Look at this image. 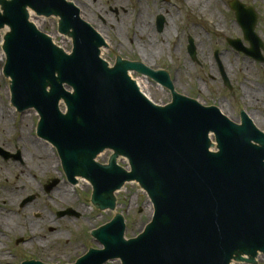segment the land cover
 Wrapping results in <instances>:
<instances>
[{
  "label": "water",
  "instance_id": "1",
  "mask_svg": "<svg viewBox=\"0 0 264 264\" xmlns=\"http://www.w3.org/2000/svg\"><path fill=\"white\" fill-rule=\"evenodd\" d=\"M231 8L251 48L230 44L262 61L256 12L238 0ZM30 11L59 18V33L73 42L71 54L29 21ZM157 23L162 32L164 17ZM6 26L4 74L13 105L39 114L38 134L58 150L67 180H88L101 211L115 209L114 195L126 182H138L155 209L135 239H124L121 215L92 231L105 249L90 250L81 264L119 257L125 264L253 263L264 253V132L252 119L242 114L238 125L219 108L179 94L164 70L121 57L109 67L100 51L106 41L68 0H0V30ZM188 47L195 60L192 39ZM132 71L168 89L172 102H151ZM105 152L110 160L101 165Z\"/></svg>",
  "mask_w": 264,
  "mask_h": 264
},
{
  "label": "rangeland",
  "instance_id": "2",
  "mask_svg": "<svg viewBox=\"0 0 264 264\" xmlns=\"http://www.w3.org/2000/svg\"><path fill=\"white\" fill-rule=\"evenodd\" d=\"M69 1L73 4L76 2L80 8L83 5L82 3L80 5L78 0ZM186 1L190 0H85L86 4L95 10L93 19L98 22L100 27L108 30V32H104L105 38L108 40V48L103 50V58L109 64L113 65L117 57L142 62L141 58L143 56L144 59L147 58L149 68L166 69L169 72L175 82V89L179 93L195 99L199 92L203 93L202 96L215 95V99H229L231 108L227 109L224 106L222 108L229 119H233L231 115L237 116L241 102L240 100L237 101V105L231 99V95L226 96L223 93L222 78L220 76L221 67L216 57H214L215 53L218 52L221 65L232 82L244 81L246 83L250 81L252 82L250 85L252 89H264V64L253 63L251 58H247L241 53L236 54L228 45V38H240L245 46H249L245 43L241 29L235 21V14L230 10L229 2L232 0H215L210 11L204 12L203 16L189 11ZM119 2L121 4H118ZM240 2L247 3L259 13L260 19L256 33L264 42V0H240ZM142 10H144L142 17L147 20L145 29L148 33H144L140 38L136 26L139 21L138 16ZM212 14L216 16L213 17ZM161 15L165 17L167 22L164 31L158 33L156 31V20ZM30 22H34L40 31L47 33L53 42L61 46L66 52L72 49L71 40L60 35L58 31L59 21L56 17L43 18L33 12ZM215 23L218 24V29L221 30L226 26V33L220 34L216 30ZM230 24H237L238 29L235 32L229 30ZM95 25L93 23L92 27H96ZM8 32L7 27L0 30V114L1 112L4 113L3 116H7L6 119L11 120L9 117L14 114L13 109L15 108L11 106L9 80L3 77V65L6 59L2 51V42ZM189 37L195 40L196 47H198L199 64L197 62L194 64L187 54ZM131 76L134 79L142 77L134 72ZM147 80L151 92H146H148L153 102L161 105L171 102L170 91L162 88L155 81ZM240 95L243 97V94L238 91L233 97L236 96L239 99ZM251 108H255L261 114H264V100L255 104L254 107H250V110ZM255 114L258 115V113H253V116ZM31 115L36 120L34 114ZM254 118H257V116H254ZM263 126L260 129L263 128L264 130ZM27 129L29 130V128ZM28 136L30 137V134ZM41 146L45 151L46 159L52 160L49 163L50 170L46 173V177L48 179L52 177L62 182L58 186V190L50 195L48 203L51 213L48 211L42 212L47 216L46 219L49 218L50 221L43 222L45 224L53 223V212L57 210L56 207L58 206L66 205V207H72L80 213L79 222L71 223V221L66 220L70 234L68 239L71 244L70 253L72 257L77 249L78 253L76 255L83 254L84 251L81 248L83 244H85L86 251L89 248L103 249L101 243H98L91 236V231L106 225L117 215L123 216L124 221H126V240L136 238L144 231L145 226L151 220L154 209L145 191L138 184L126 183L122 190L116 194L117 205L115 211L106 210V212H101L92 206L90 198L93 190L91 186L85 183L86 180L82 182L80 180L78 186L70 187L65 180L63 171L58 166L57 160H55L53 149L46 144H41ZM108 155L103 154L99 157V163L102 165L108 163ZM120 165L125 167L127 164L120 162ZM1 175L2 173H0ZM62 189L72 192L69 201L63 199V202L60 200L57 193L61 192ZM14 211L18 213V209H14ZM151 211L152 213H150ZM3 213L4 211L0 210V214ZM39 213L41 214V212L32 211V222L42 223V220H37L33 216ZM24 214L27 215V212L18 213V217L11 216L17 226L24 225L30 219L29 216H24ZM118 262L120 260L111 261L108 264L121 263ZM257 264H264V258L258 261Z\"/></svg>",
  "mask_w": 264,
  "mask_h": 264
},
{
  "label": "flooded vegetation",
  "instance_id": "3",
  "mask_svg": "<svg viewBox=\"0 0 264 264\" xmlns=\"http://www.w3.org/2000/svg\"><path fill=\"white\" fill-rule=\"evenodd\" d=\"M259 19L258 13L257 23ZM237 53L240 52L237 51ZM252 61L257 63L254 59ZM221 82L223 93L226 96L231 95V99L236 104L239 100L241 102L237 116L231 115L235 120H239L242 113H246L249 117L252 115V118L261 115L255 108L250 110V107H254L255 104L264 100L262 98L257 100L250 95V90H256L250 88L252 82L234 83L230 81L229 87L225 86L223 79ZM238 91L243 94V97L241 95L238 97L239 99L236 96L233 97ZM201 94L203 93L199 92L196 96L206 106L221 105L220 108L222 106L227 109L231 108V102L227 98L215 99V95L202 96ZM13 110L14 114L9 117L11 120L6 119L7 116L0 115V173H2L0 176V210L4 211L2 215L0 214V264H76L86 255L85 244L81 246L83 254L76 255L78 249L73 253V257L70 253L71 244L68 239L70 234L66 220L71 223L79 222L80 216L75 212L76 210L66 207V205L58 206L57 210L53 212V223L45 224L43 222L50 221L42 212L51 213L48 203L50 195L55 193L62 183L58 179L46 177V173L49 172L47 168L52 160L46 159L41 144H46L51 149L53 147L37 134L36 127L39 118L34 110H27L24 113L17 109ZM253 113H258V115L253 116ZM31 114H34L36 120L32 118ZM262 125L264 124H256L259 129ZM27 128H29L30 137L25 134ZM53 151L55 160H57L60 170L63 171L61 160L58 158L56 150L53 149ZM14 209H18V213L27 212V215L24 214V216H29L30 219L24 225L17 226L14 218L11 217L19 216ZM32 211L41 212V214L33 216L37 220H42V223L32 222ZM263 258H259L258 261Z\"/></svg>",
  "mask_w": 264,
  "mask_h": 264
},
{
  "label": "bare ground",
  "instance_id": "4",
  "mask_svg": "<svg viewBox=\"0 0 264 264\" xmlns=\"http://www.w3.org/2000/svg\"><path fill=\"white\" fill-rule=\"evenodd\" d=\"M214 1L215 0H190V1H186V5H187L188 10L191 11L192 13L194 12V13H197V15L203 16L204 12L210 11L211 6L214 5ZM78 2L80 3V5L83 4L86 7L85 8L82 5L83 7L81 6V8H80L79 5L75 2V4L79 7V9H81V16H82L83 20H85L86 22H89L91 25H93V23H94V25L96 24L95 25L96 27H94V26L93 27L95 28V30H97L104 37V39H106L104 32H108V30L105 29L104 27H100L98 25V22H96L95 19H93V16H94L93 14L95 13V10L93 8L89 7L86 4L85 0H78ZM118 4H121V3L119 2ZM163 10H164V7H163ZM143 12H144V10H142V12H140V15L138 16L139 21H138L137 26H136V28H138L137 32H138V35L140 38H141V36H143L144 33H148L147 30L145 29V27L147 26V22H146L147 20L144 17H142V15H144ZM96 16H97V14H96ZM212 16L214 17L216 15L212 14ZM214 25L216 27V30L219 31L220 34L226 33V30H227L226 26H224V29L221 30L220 28L218 29V24L215 23ZM236 29H238L237 24H230L229 25V30L235 32ZM150 40H151V38H150ZM107 42H108V40H107ZM145 53H146V51H145ZM141 60H143L146 64H148L147 58L144 59V57L142 56ZM135 81H137V84L139 85L141 92H144L146 94V96L150 98L148 92H146V91L151 90L149 88L150 86H148L149 81L147 80V78L145 76H142V77L135 79ZM249 92H250V95L254 96V98H256L257 100L261 99V98L264 99V89L263 88L252 90V91L250 90ZM7 95H8V93H7ZM0 115L3 116L4 113L1 112ZM257 118H254V117L252 118V115L250 116V119H253V121H256V122H254L255 124H258V123L264 124V114L258 115ZM28 132H29V130L27 129V131H25V134L28 135ZM211 140L213 141L212 137H211ZM44 155H46V154L44 153ZM49 170H50V168L48 167L47 171H49ZM82 181H85V180H81V182ZM85 183L87 185L91 186L88 181H85ZM71 193L72 192L70 190L66 191L65 189H62L61 192H59L57 194H59L58 196H60L61 201H63V199H65V201H69V199H71V197H70ZM150 213H152V211ZM10 222L12 223V221H10Z\"/></svg>",
  "mask_w": 264,
  "mask_h": 264
}]
</instances>
